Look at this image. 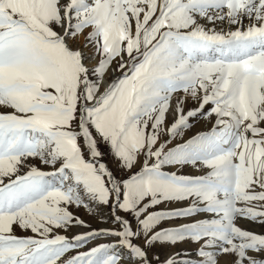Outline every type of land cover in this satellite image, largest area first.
Wrapping results in <instances>:
<instances>
[{"label": "snow or ice", "instance_id": "snow-or-ice-1", "mask_svg": "<svg viewBox=\"0 0 264 264\" xmlns=\"http://www.w3.org/2000/svg\"><path fill=\"white\" fill-rule=\"evenodd\" d=\"M0 264H264V0H0Z\"/></svg>", "mask_w": 264, "mask_h": 264}]
</instances>
